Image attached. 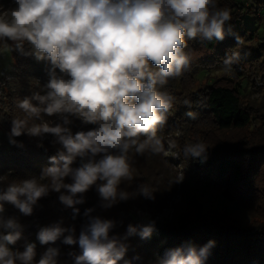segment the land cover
<instances>
[{
	"label": "clouds",
	"instance_id": "clouds-1",
	"mask_svg": "<svg viewBox=\"0 0 264 264\" xmlns=\"http://www.w3.org/2000/svg\"><path fill=\"white\" fill-rule=\"evenodd\" d=\"M12 2L9 18L0 17V41H12L21 55L47 62L48 80L45 94L34 92L17 103L26 118L12 119L9 142L22 147L16 138L24 134L40 140L51 136L59 149L38 178L13 180L0 188V214L7 203L31 216L41 198L53 191L60 203L73 209V219L80 214L76 205L85 203L84 194L92 188L105 210L136 196L154 200L146 183L137 185L134 194L121 188L122 181L133 179L129 154L161 152L157 126L165 123L173 97L160 89L190 70L185 52L189 40L225 39L230 11L218 8L216 0ZM235 59L238 54L227 55L225 68ZM41 114L56 120L28 125V119H40ZM74 119L95 127L73 133ZM206 151L202 143L184 149L186 156L201 162ZM94 211L85 210L87 220L79 233L62 222L41 227L37 240L51 246L38 261L34 243H26L23 251L9 247L21 239L22 226L17 217L0 215V264H58V241L78 245L72 264H118L128 251V237L147 239L156 231V222L150 220L128 225L123 236L113 234L116 221L92 215ZM214 243L169 249L161 264H204Z\"/></svg>",
	"mask_w": 264,
	"mask_h": 264
},
{
	"label": "trees",
	"instance_id": "trees-1",
	"mask_svg": "<svg viewBox=\"0 0 264 264\" xmlns=\"http://www.w3.org/2000/svg\"><path fill=\"white\" fill-rule=\"evenodd\" d=\"M1 1L8 19L15 5L8 0ZM216 4L231 13V20L225 26V39L188 41L185 52L191 58L190 70L169 79L160 89L173 97V103L165 123L157 126V138L169 131L179 132L176 145L184 179L212 186L253 217L244 226L226 209L203 211L201 204L192 198L188 210L153 232L150 238L128 237V251L118 264H161L169 249L186 244L200 248L209 241L215 243L204 264H264V93L260 101L251 99L245 93L247 84L244 83L254 84L259 75L264 79V0H216ZM253 16L257 19L252 26L246 19ZM5 45L11 50L16 66L40 65L46 70L47 62L21 55L15 51L12 41H0V49ZM25 47L29 46L26 44ZM233 53L238 54V59L227 69L228 74L211 77L210 69L225 67L223 60ZM37 92L45 94V90ZM16 93H11L8 104L0 108V177H4L0 188L13 180L38 178L42 169L50 165L49 158L59 149V145L37 143L36 137L27 134L16 138L22 147L10 144L8 134L12 119L26 118L17 103L29 96L24 90L19 95ZM44 118L54 117L41 114L40 119H28V125ZM252 123L254 126L250 128ZM71 127L75 133L91 130L94 126L83 125L74 119ZM196 143L207 148L203 162L185 155V146ZM129 156L133 179L122 181L121 188L134 194L137 185L146 183L154 191V200L136 196L105 210L99 207L98 193L92 188L84 194L85 203L76 205L80 214L75 219L73 209L60 203L59 193L54 191L41 198L31 216H24L5 203V211L0 215L15 216L22 226L21 239L9 247L23 251L26 243H34V259L38 261L51 246L37 240L39 229L62 222L64 226L74 225L79 233L87 220L84 212L88 208H95L92 215L116 221L113 234L121 236L128 225L145 224L139 218L140 212L158 216L177 195L178 169L165 157L163 149L159 154L146 151L140 155L132 151ZM73 166H79V162ZM66 182L71 181L66 179ZM54 246L60 248L58 264H72L71 254L80 251L78 245H64L59 241Z\"/></svg>",
	"mask_w": 264,
	"mask_h": 264
},
{
	"label": "rangeland",
	"instance_id": "rangeland-1",
	"mask_svg": "<svg viewBox=\"0 0 264 264\" xmlns=\"http://www.w3.org/2000/svg\"><path fill=\"white\" fill-rule=\"evenodd\" d=\"M8 1L10 4L13 3L12 0ZM3 6L4 3L0 0V17L6 19V13H3ZM256 19L257 17L253 16L247 17L246 20L253 26L256 24ZM17 66L11 50L5 45L2 49H0V108L5 107L6 103L8 104L9 95L13 92H17L16 94L19 95L21 91L24 90L29 96H31L34 92L45 90L44 85L48 80L46 70H44L40 65L22 68ZM222 74H228V70L225 67L218 66L210 69L209 72L211 77L220 76ZM244 83L247 84L245 93L251 99L260 101L264 93V79H262L259 75L254 79V84L248 81H245ZM55 120L56 117L44 118L39 123L42 121L51 123ZM253 126L254 123L251 124L250 128H253ZM0 134H2L1 130ZM178 134L179 132L173 133L169 131L160 137L165 157L172 162L175 168L178 169L180 184L177 189V195L172 198L168 207L165 208L158 216L153 217L146 212H140L139 218L144 221V223H147L150 220L155 221L156 231L154 232H157L158 230H161L164 224L168 221L175 219L180 213L188 210L191 206L190 202L192 198H194L196 203L201 204L200 206L203 211L210 209H226L227 212L231 216L237 218L242 225H247L253 217L252 214L242 209L235 202L224 197L219 190L214 189L212 186L184 179V174L182 175L183 166L179 164V155L177 158L174 157L176 152L178 154V145H176L172 154L169 151L167 152V149L172 147L173 142L177 144L176 137ZM51 139V136H48L44 140H40L36 137V140L38 141L37 143L44 142L52 144ZM171 155H173V158L170 157Z\"/></svg>",
	"mask_w": 264,
	"mask_h": 264
},
{
	"label": "built area",
	"instance_id": "built-area-1",
	"mask_svg": "<svg viewBox=\"0 0 264 264\" xmlns=\"http://www.w3.org/2000/svg\"><path fill=\"white\" fill-rule=\"evenodd\" d=\"M175 147H176V144L173 142L172 147H169V148L167 149V152L169 151V152L172 154V151L175 150V149H174ZM170 157L173 158V155H171ZM174 157H176V158L178 157L177 152L175 153V156H174ZM176 158H175V159H176Z\"/></svg>",
	"mask_w": 264,
	"mask_h": 264
}]
</instances>
